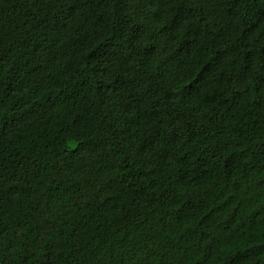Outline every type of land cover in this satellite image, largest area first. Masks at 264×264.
Wrapping results in <instances>:
<instances>
[{
  "label": "trees",
  "instance_id": "1",
  "mask_svg": "<svg viewBox=\"0 0 264 264\" xmlns=\"http://www.w3.org/2000/svg\"><path fill=\"white\" fill-rule=\"evenodd\" d=\"M0 264H264V0H0Z\"/></svg>",
  "mask_w": 264,
  "mask_h": 264
}]
</instances>
